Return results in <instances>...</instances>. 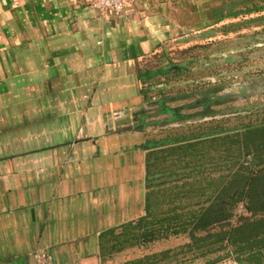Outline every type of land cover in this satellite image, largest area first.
Wrapping results in <instances>:
<instances>
[{
	"label": "crops",
	"instance_id": "1",
	"mask_svg": "<svg viewBox=\"0 0 264 264\" xmlns=\"http://www.w3.org/2000/svg\"><path fill=\"white\" fill-rule=\"evenodd\" d=\"M207 1L136 0L104 17L89 0H0V264L143 256L148 242L119 234L157 196L151 155L168 145L117 129L144 96L136 63Z\"/></svg>",
	"mask_w": 264,
	"mask_h": 264
},
{
	"label": "rangeland",
	"instance_id": "2",
	"mask_svg": "<svg viewBox=\"0 0 264 264\" xmlns=\"http://www.w3.org/2000/svg\"><path fill=\"white\" fill-rule=\"evenodd\" d=\"M263 7L264 0L198 3L190 7L194 26L184 21L176 35L170 26L160 51L148 53L136 63L137 72L167 68L166 73L141 81L144 96L142 93L132 111L133 125L143 128L150 138L168 140V146L151 155L158 216L171 214L170 208L178 204H190L183 211L198 208L193 202L212 192L213 182L228 172L232 161L218 142L200 144L205 155L198 154L196 145L187 155L170 154L169 145L201 134L228 136L264 123V10H257ZM175 65L180 68L172 69ZM217 148L221 150L215 151ZM240 212H244L241 204L235 210ZM231 222H236V216ZM129 239L132 243L139 240L131 235ZM189 241L186 234H169L136 247L132 255L170 249L168 255L145 264H233L235 260L229 246L201 255L183 246Z\"/></svg>",
	"mask_w": 264,
	"mask_h": 264
},
{
	"label": "trees",
	"instance_id": "3",
	"mask_svg": "<svg viewBox=\"0 0 264 264\" xmlns=\"http://www.w3.org/2000/svg\"><path fill=\"white\" fill-rule=\"evenodd\" d=\"M262 9L264 10V7L257 10ZM179 68L180 66L175 69ZM166 69L160 67L139 71L137 77L146 81L156 74L166 73ZM196 137L179 140L169 145L167 151L170 154L187 155L188 149L195 145L200 147V144L209 141L218 142V147L226 151V158L232 159L231 164L227 166L228 172L215 179L214 189L210 194L193 202L198 205L196 209L183 211L190 204H178L170 208L173 211L171 214L158 216L154 211L155 195L151 197L148 194L145 203L146 214L133 225L129 224L119 235L124 238L131 235L133 239L150 242L167 238L169 234H186L190 241L183 246L188 251H198L199 254L205 255L229 246L239 264H264V123L247 126L228 136L218 132L217 135L203 137L201 134ZM167 141L165 137L153 144L164 145ZM201 148L204 146L198 148V154L205 155ZM214 150L219 152L221 149ZM208 181L207 183H210ZM205 189L206 187L202 189L201 194H205ZM239 204L244 212L235 213ZM178 209L182 211L179 212ZM235 216L236 222L232 223ZM169 252L170 249H166L146 254L122 264H145L147 260L164 257Z\"/></svg>",
	"mask_w": 264,
	"mask_h": 264
},
{
	"label": "built area",
	"instance_id": "4",
	"mask_svg": "<svg viewBox=\"0 0 264 264\" xmlns=\"http://www.w3.org/2000/svg\"><path fill=\"white\" fill-rule=\"evenodd\" d=\"M136 0H89L90 6L96 9L104 17L121 16L133 7ZM242 207V206H241ZM35 264H55L52 256L47 252L39 251L35 255ZM227 264H232L227 261ZM233 264H237L233 260Z\"/></svg>",
	"mask_w": 264,
	"mask_h": 264
},
{
	"label": "water",
	"instance_id": "5",
	"mask_svg": "<svg viewBox=\"0 0 264 264\" xmlns=\"http://www.w3.org/2000/svg\"><path fill=\"white\" fill-rule=\"evenodd\" d=\"M178 66L177 65H175L174 66V68H172V69H175V68H177ZM135 127H137V128H139L140 126L139 125H126V126H123V127H121V128H118L117 130H126V129H132V128H135Z\"/></svg>",
	"mask_w": 264,
	"mask_h": 264
}]
</instances>
